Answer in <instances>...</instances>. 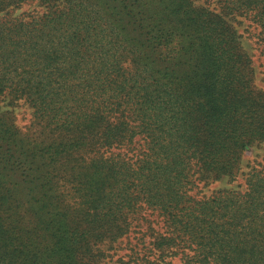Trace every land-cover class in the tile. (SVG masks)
<instances>
[{"label":"trees","instance_id":"16d2710c","mask_svg":"<svg viewBox=\"0 0 264 264\" xmlns=\"http://www.w3.org/2000/svg\"><path fill=\"white\" fill-rule=\"evenodd\" d=\"M213 1L0 0V103L36 125L0 104V264H264V163L241 165L264 89L234 23L264 53V0Z\"/></svg>","mask_w":264,"mask_h":264},{"label":"rangeland","instance_id":"374dc122","mask_svg":"<svg viewBox=\"0 0 264 264\" xmlns=\"http://www.w3.org/2000/svg\"><path fill=\"white\" fill-rule=\"evenodd\" d=\"M195 4L198 6H205L209 9H217V4L213 0H194ZM24 11H35V12H42L43 6L39 5L36 1L28 2L26 4L21 5L18 7L14 14H19ZM234 23L239 26L240 32H243L246 36V42L248 45H253V53L254 55L250 57L251 59V65L253 67V78H254V84L258 89H264V53L261 51V41L258 37V27L255 26V24L247 17L245 16H235L234 17ZM261 51V53H260ZM262 80V81H261ZM2 109H8L12 111V113L15 115V123L19 127V129L23 133H32L36 130V125L34 123V119L31 116V108L23 102V100L17 102L15 105H7L5 102L0 103ZM264 143H258L252 146L251 148H248L246 151H244V157H243V163L242 169L246 170L249 168L250 165H256L257 167H260V162L264 163ZM225 181V180H224ZM238 183H240V180H236L232 186V188H238L242 187V185L238 186ZM222 182H215L214 187L222 185ZM133 225L135 223L133 222ZM137 229H132L129 231V239H131V235L137 234ZM120 241L119 246H124L126 243V239L123 238ZM115 247L118 246V243L114 244ZM121 251V250H120ZM122 252V251H121ZM173 264H180L177 262V260L174 261Z\"/></svg>","mask_w":264,"mask_h":264}]
</instances>
